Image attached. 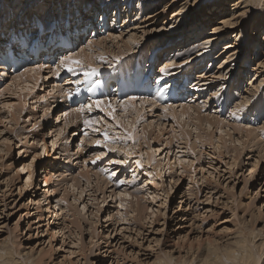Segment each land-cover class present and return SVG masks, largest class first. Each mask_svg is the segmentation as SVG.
Masks as SVG:
<instances>
[{"label": "rangeland", "instance_id": "rangeland-1", "mask_svg": "<svg viewBox=\"0 0 264 264\" xmlns=\"http://www.w3.org/2000/svg\"><path fill=\"white\" fill-rule=\"evenodd\" d=\"M226 1L234 2L198 0L193 5L194 0H153L145 11L151 5L146 1L142 21L138 19L129 26L145 24L152 8L159 13L145 29L139 26L130 31L137 35L134 41H130L131 33L125 26L115 40L106 39L108 32H104L85 38L86 43L76 46V50L86 47L94 61L108 64L126 43L134 45L157 38L156 42L150 41L147 50L160 43L159 47L168 52L189 39L192 29L197 30L202 23L206 27L199 28L210 34L220 17L212 9ZM263 1L253 0L252 9L246 8L247 16L237 19L244 33L240 42H235L232 35L224 41L228 31H221L208 50L199 52L212 55L213 72L224 61L230 71L234 70L229 75L225 66L226 75L222 79L214 77L213 88L218 94L214 92V96L223 98V105L213 97L198 99L199 114L211 120L209 128L206 121L193 119L196 112L181 118L177 117L179 108L176 117L160 106L145 107L139 113L129 108L126 112L120 105L122 101L113 104V117L92 106L90 112L86 108L79 112L80 117L75 115L71 120L63 113L73 107L64 101L53 78V68L60 60L46 69L31 61L39 74L31 78L24 91L11 78L26 70L28 63L16 74L0 71L6 74L0 83V249L10 250L12 262L8 264H30L26 257L38 264H155L158 259L165 264H179L180 260L197 264L210 241L220 246L245 241L257 264H264V112L257 110L264 101V5L259 3ZM3 2L0 11H7L11 1ZM40 4L36 5L39 10L43 8ZM180 6L186 9V20L173 23L174 16L182 18L176 15ZM89 14L84 13L83 18L90 20ZM193 14L197 19L191 27ZM1 22L7 24L8 18ZM170 28L172 32H168ZM103 38L105 52H100L99 45L88 46L92 39ZM224 43L231 47L224 48ZM237 49L240 55L234 63ZM76 50L65 51L62 58ZM156 55L160 63L164 62L162 58H172L161 51ZM78 66L94 67L87 63ZM247 66L251 72L257 71L254 77L246 73ZM242 71L244 77L237 88L233 77H239ZM255 79L263 81L258 85ZM253 81L258 88L252 93L249 85ZM221 82H226L222 88L217 86ZM245 97L249 98L242 108L245 111L239 113ZM85 120L95 123L85 124ZM126 130L132 133V139H121ZM105 131L109 136L106 143ZM207 137H211L210 142ZM126 150H130L128 155ZM28 163L31 165L22 169ZM30 179L32 184L25 187Z\"/></svg>", "mask_w": 264, "mask_h": 264}, {"label": "bare ground", "instance_id": "bare-ground-1", "mask_svg": "<svg viewBox=\"0 0 264 264\" xmlns=\"http://www.w3.org/2000/svg\"><path fill=\"white\" fill-rule=\"evenodd\" d=\"M4 0H0V5L2 4V2H3ZM11 1V3L10 4H7L6 5V8H7V11L3 8V9H1V11L0 12H2V16L0 17V21L3 19V18H8V16H9V18H8V23L7 24H11L12 23V20H13V18L15 17V15H13V11H15L16 13H20V20H19V23H14V25L15 26H17L18 24H24V25H26V23L27 22H29V23H34V21H33V19H32V15L33 14H35V15H37V16H39V17H41V19H47V18H50V17H52L55 13H56V11H57V7H59V6H61L62 7V5L63 4H65V7L66 8H70V7H72V6H74V4H75V0L73 1V0H43V1H41L42 3L40 4V6H43V8H41V10H42V13H39V9H37V6L34 4V3H36V2H38V0H25L23 3H20V0H10ZM78 2H94V1H100V2H104V0H77ZM151 2V5L149 6V7H147L146 9L148 10V9H150L151 8V6L154 4V2H153V0H131V2L132 3H135L136 5H137V7H138V10H139V16H138V18H136L137 20L138 19H142L141 18V16H144L145 15V13H143L142 12V10H143V8L145 7H143V2ZM196 1H198V0H194V3H193V5H195V3H196ZM252 1L253 0H234V2L232 3V4H229L228 3V1H226L225 3H223L221 6H218V7H214L213 9H212V11H213V14H218V13H220V17L218 18V20H217V22H216V24L213 26V30L210 32V34H206V31H204L203 32V29L201 28H199L200 26L201 27H206L205 26V24L206 23H202V25H200V26H198L197 28V30H196V28H193L192 29V31H193V34L189 37V39H187V40H184L183 41V43H177V44H175V46L174 47H171L170 48V51L171 50H175V52H174V54H173V56L171 55V54H169V51L167 52L168 53V57H172V58H169L168 60H164V62L163 61H161V63H159V64H161V66H159L158 68H157V71H159V70H161L162 72H166V74L170 77V75H175V76H179V74H178V70H180V68L182 67V66H184V65H186V64H189L190 65V72H191V74L193 73V70H196L195 71V76L192 78V81H191V83H190V86H194V85H197L198 86V89H199V91H202V92H199V93H195L194 95V100H197V101H195L194 103L191 101V100H184V101H181V100H179V101H176V102H172V101H169V102H167V101H163V102H161V103H164L163 105H161L159 102H157V97L156 96H149V97H144V98H140V100H135V99H131V98H127V99H125V100H123L122 102H121V106H122V104H127L128 105V107H127V110H126V112L129 110V108H130V112H132L131 110L133 109L134 111H136L137 113H139L138 111H139V109H142V108H145V107H149V106H155V107H157L158 108V106H160V107H162V109H167V111L171 114V115H175V117H176V113L178 112V114H177V117H182V116H184V115H192L193 113H197L196 115H195V117L193 118V119H195L196 118V120L195 121H198V123L200 122V121H202V120H204V121H206V124L208 123V125H207V127L208 126H210V123H211V120L210 119H208V118H206V120L205 119H203V117L199 114V109H200V107H201V105H199V102L201 101V100H198V99H202L204 96H205V100L206 99H208V97H213L214 99H215V102H217L218 104H220V105H223V98H219L218 96L216 97V96H214L215 95V89L213 88V83H215V80H214V77L216 78H219V77H221V79L223 78V76H225L226 75V73L224 74V72L226 71V72H228V74H229V72H231L232 73V71H234V70H232V71H230V68H228V64L227 65H225L224 63H225V61H224V63H223V65L221 64L220 66H217L218 67V69H217V71H215V72H213L212 70H210V65H211V59H212V55L211 54H209V53H201V54H199V52H203V51H205L207 48H209L210 46H211V44H212V40L216 37V35L219 33L220 34V32L221 31H224V32H227V34L226 35H224L223 37H224V41H228L227 40V38L228 37H226V36H229V35H232L233 37H234V40H235V42L237 41V42H240V40L242 39V38H244V33H243V31L241 30V29H239L238 28V26H237V19H239V18H241V17H243V16H247V14H248V10L246 9V8H250V10L252 9V7L254 6V5H252ZM107 2H110V3H106L105 5L107 6V7H109L110 9H112L111 10V12L112 13H114V11L113 10H115V8H113V3H115L116 2V0H107ZM127 3L128 2H130V0H127L126 1ZM3 3H5V2H3ZM51 3H52V6L50 7V5H51ZM260 4H263L264 5V1L263 2H259ZM66 4H67V6H66ZM146 4H148V3H146ZM258 4V3H257ZM185 5V4H184ZM190 5V4H189ZM231 6V7H230ZM1 7V6H0ZM13 8L15 9V10H13ZM63 8V7H62ZM223 8H226L225 10L223 9ZM263 8V7H262ZM35 9H37V10H35ZM94 10V12L96 11V8H93ZM145 9V11H147ZM264 9V8H263ZM31 10H35V11H31ZM138 10H137V12H138ZM158 10V9H157ZM157 10H155V11H157ZM185 7L183 8L182 6H180L179 7V9H178V11L176 12V15L178 16V17H182V18H180V19H177V17H175L174 16V21H173V23L176 21L178 24L179 23H181L183 20H186V16H184L185 15ZM218 10V12L216 13V11ZM144 11V10H143ZM154 11V8H152V10L151 11H149V14H147V15H149L148 17L149 18H147V22L145 23V24H140L139 26L140 27H142L143 29H145L146 28V26L148 25V24H150V23H152L153 22V18H155V17H157V15H158V13L159 12H156V13H154L153 12ZM12 12V13H11ZM152 12V13H151ZM154 13V14H153ZM212 14V15H213ZM11 15H13V17H11ZM30 15V16H29ZM263 16V14H261V15H259L258 17H256V18H259V17H262ZM87 17V16H86ZM88 17H89V19L90 20H85L83 17H82V20L85 22V23H91V24H95V21H93V19H92V17H93V15L90 13L89 15H88ZM264 17V16H263ZM255 18V19H256ZM114 19V18H113ZM135 18H134V20H136ZM146 19V18H145ZM197 19V16L195 15V14H193L191 17H190V26L191 27H193V25H195L196 24V22H195V20ZM72 20H74V18L72 19ZM113 21L114 20H112V21H110V18L108 19V21H107V23H113ZM123 21H125V20H123ZM142 21V20H141ZM140 21V22H141ZM135 22V21H134ZM133 22V23H134ZM139 22V21H138ZM138 22H136V23H138ZM206 22V21H205ZM256 22V21H255ZM129 23V24H128ZM257 23H258V21H257ZM6 24V25H7ZM72 24H75V20L72 22ZM130 24H132V23H130V22H126L125 23V26H128V28H127V31H131L132 29H138V28H140L138 25H131V26H129ZM163 24V23H162ZM73 26V25H72ZM190 26H188V27H190ZM130 27V28H129ZM145 27V28H144ZM155 27V26H154ZM115 29H114V27H111V28H109L107 31H105V32H108V34L106 35L107 36V38L106 37H104V38H106V39H110V38H112V39H114L116 36H118V35H121L122 34V32H124L125 30L124 29H121V30H118V31H114ZM124 30V31H123ZM140 30V29H139ZM147 30V29H146ZM149 30V29H148ZM148 30H147V32H148ZM159 30V29H158ZM254 30H256V27L254 28ZM142 31H144V30H142ZM141 31V32H142ZM151 31H152V29H151ZM129 32H127V34L129 33ZM145 32V31H144ZM168 32H172V30H171V28L168 30ZM32 33H35V31H33ZM104 33V32H103ZM103 33H99V34H103ZM131 33V32H130ZM140 33V32H139ZM149 33V32H148ZM155 33H156V31H155ZM154 33V34H155ZM158 33V32H157ZM192 33V32H191ZM198 33H200V34H198ZM116 34H118V35H116ZM205 34V35H204ZM264 34V33H263ZM144 35V34H143ZM149 35V34H148ZM128 36V35H127ZM137 35H136V33L134 32V34H133V32L131 33V35L129 36L130 37V41H134L135 40V37H136ZM141 37V36H140ZM146 37V36H145ZM87 39L88 38H92V37H89V35L86 37ZM99 39V40H94V39H92L91 40V43H89L88 44V46L89 47H92V46H94L95 44H96V46L97 45H99V46H101V50H100V52H105V50L103 49L104 47H105V45H104V43L103 42H105V40L106 39ZM117 38V37H116ZM137 38V37H136ZM192 38H196V41L194 40V39H192ZM108 39V40H109ZM115 40V39H114ZM113 40V41H114ZM127 40V39H126ZM139 40V39H138ZM156 40H157V38L156 39H152V40H148V41H146V42H134V45H132V44H130V42L129 43H126L125 45H124V47H123V49L122 50H120L119 51V53L120 54H116V56H115V59H113V61L114 60H117V59H119V58H122L123 56H125V55H128V54H130V53H133V52H139V51H141V50H145V47H146V52H147V49H148V44L150 43V41L151 42H156ZM192 40H194V43H193V41ZM197 40H201L203 43H199V42H197ZM137 41V40H136ZM107 42V41H106ZM112 42V41H111ZM184 42H185V44H184ZM226 43V42H225ZM223 44V47L224 48H227V49H229L230 47H231V45H229V44ZM228 43V42H227ZM110 44V43H109ZM160 44V43H159ZM158 44V45H159ZM259 44V43H258ZM116 45V44H115ZM121 45V44H120ZM109 46V45H108ZM107 46V47H108ZM98 47V46H97ZM151 47V46H150ZM257 47H258V45H257ZM240 48H242V47H240ZM92 49H95V47L94 48H92ZM232 49V48H231ZM108 50V49H107ZM115 50V49H114ZM167 50H169L168 48H167ZM208 50V49H207ZM240 49H237V51H236V53H235V55L237 56L236 57V60H235V62L234 63H236V61H237V58H238V56L240 55V51H239ZM110 51H113V50H110ZM239 51V52H238ZM115 53V52H114ZM91 53L89 52V51H86V47L85 48H80L79 50H76L75 52H69V54H67V55H65L63 58H62V60L65 58V57H72L73 59H76V60H79V61H81V63L79 64V65H81V64H84V63H87V64H90V65H93V66H96V65H102V64H106V63H102V62H97V61H94L93 60V58H94V56L92 55H90ZM96 54V53H95ZM228 54V53H227ZM102 55V54H101ZM233 55V54H232ZM147 56V55H146ZM175 56H176V58H175ZM231 56V55H230ZM234 56V55H233ZM155 57H157V62H159L160 61V58L156 55ZM175 58V59H174ZM229 58V56L226 58V59H228ZM113 61H109L110 63H112ZM228 61V60H227ZM260 61V60H259ZM264 61V60H263ZM30 62V63H29ZM28 63V66L25 68L26 70H24L23 72H21V73H19V74H17V75H15L13 78H11V81L13 80V82H16V84L19 86V90L20 91H24L25 89H27L26 87H27V85L28 84H30V81L32 80L31 78H33L34 79V77H38L37 75L39 74V71H37V69H38V67H34V66H32L31 65V61H29ZM53 61H50V64L52 63ZM202 62H204V64H203V66L202 67H200L202 64ZM27 62H26V60H24L23 62H22V64H21V66H23L24 64H26ZM210 63V64H209ZM260 62H258V65H261V63L259 64ZM40 64H41V62H40ZM50 64L49 63H47V67L48 66H50ZM172 65V66H171ZM234 65V64H233ZM59 66H61V67H64V68H66L65 66H62L61 65V60L59 61V65H57L56 67H54L53 68V71H57V69H59ZM73 66H78V65H73ZM199 66V67H198ZM225 66H227V68L225 69V71H223L224 70V67ZM163 67H165V68H163ZM216 67V68H217ZM88 68H91V67H88ZM247 69H248V72H246V73H251L252 74V76L254 77L256 74H257V71L254 69L252 72H251V70H250V68H249V66H247L246 67ZM198 69L200 70V71H198ZM220 69H221V71H220ZM246 69V70H247ZM253 69V68H252ZM208 71L206 74H204V72L205 71ZM214 70H216V69H214ZM258 70V69H257ZM261 70V69H260ZM0 71H2V72H5L6 73V71H5V69H1ZM178 71V72H177ZM189 73V72H188ZM244 73L245 72H241V75L238 77H233V80L236 82V85L237 84H239L240 82H242V80H243V77H244ZM4 74V73H3ZM6 75V74H5ZM230 75V74H229ZM42 76V75H41ZM241 76H243V77H241ZM252 76H250L249 77V79H250V81L252 80ZM29 78V79H27V80H25L24 78ZM45 77V76H44ZM43 77V78H44ZM160 77H162V75L160 76ZM212 77V78H211ZM258 76H256V78H257ZM261 78V77H260ZM263 78V77H262ZM47 80V79H46ZM46 80H44V82L46 81ZM212 80H214V81H212ZM219 80V79H218ZM27 81V82H26ZM217 81V80H216ZM221 81V80H220ZM249 81V82H250ZM255 83L256 84H260V83H262V81H263V79H255ZM43 82V81H42ZM169 81H167L166 83H168ZM247 82V81H246ZM248 82V83H249ZM224 83H226V82H221L220 84H217V86L219 87L220 86V88H222L223 87V84ZM253 83V84H252ZM9 84V83H8ZM27 84V85H26ZM256 84H254V81L253 82H251L250 83V87H252L253 89H251V91H252V93L258 88V85H256ZM9 86V85H8ZM17 86V87H18ZM68 85L66 84V82L65 83H63V84H61L60 86L58 85V86H56V88H58V90H59V93H62V95H63V91L66 89V88H69V87H67ZM160 86H162L163 87V85H160ZM33 87V86H32ZM159 87V86H158ZM213 89H212V88ZM160 89H161V87H159ZM237 88H238V85H237ZM239 88H240V86H239ZM247 88V87H246ZM9 89V88H8ZM54 89V88H53ZM244 89V88H243ZM31 90V89H30ZM37 90V89H36ZM204 90V91H203ZM217 90V89H216ZM236 90V86L232 89V91H235ZM208 92H209V94H208ZM215 92V93H214ZM219 92V91H218ZM255 92H257V91H255ZM27 93H29V92H26V94ZM37 93V92H36ZM25 94V93H24ZM243 94V93H242ZM31 95V94H30ZM36 95V94H35ZM40 95H42V94H40ZM40 95H39V97H40ZM45 95V94H44ZM43 95V96H44ZM216 95H218L217 93H216ZM255 95V94H254ZM18 96H20V94L18 95ZM28 96V95H27ZM42 96V97H43ZM58 96V95H57ZM250 96H251V94H250ZM25 97V96H24ZM37 97H38V95H37ZM36 97V98H37ZM42 97H41V99H42ZM47 97V96H46ZM162 97H164V96H162ZM20 99V98H19ZM24 99V98H23ZM32 99V98H31ZM40 99V98H39ZM38 99V100H39ZM53 99H56V98H53ZM212 99V98H211ZM210 99V100H211ZM241 99V98H240ZM50 100V99H49ZM100 101H103L104 102V104L102 105V107H105L106 108V106L108 105V104H111L112 106H113V104H115V105H118V102H113V101H111L110 99H99ZM249 100V98H247V97H245V99L244 100H242L243 101V104L241 105V107H240V109H242V108H245L243 105H245V104H247V101ZM137 101H139V103H138V105H139V107L137 108L136 107V102ZM213 101V100H212ZM260 101V100H259ZM25 102V101H24ZM27 102V101H26ZM34 103L33 104H36L35 103V101H33ZM61 102V101H60ZM23 103V102H22ZM202 103H203V101H202ZM261 103H263L262 105H261ZM261 103H259V108H257V110H258V113L259 112H264V101L263 102H261ZM90 104H92V103H90ZM195 104V105H194ZM22 105V104H21ZM37 105V104H36ZM35 105V106H36ZM235 105V104H234ZM236 105H237V103H236ZM17 106V105H16ZM32 106H34V105H32ZM40 106V105H39ZM56 106V105H55ZM207 106V105H206ZM54 107V106H53ZM72 109H69V111H67V112H65V113H63V114H67V116L71 119V120H73V116H75L76 115V118H78V117H80V115H81V113H79V112H77L76 111V109H78V108H80L79 107V105L78 104H74V105H72ZM93 107H95V105L93 104ZM203 107V106H202ZM205 107V106H204ZM84 109H86L87 107H83ZM177 108H179V111H177L176 112V109ZM236 109L237 107H233V109ZM95 109V108H94ZM124 109V108H123ZM151 109V108H150ZM161 109V108H160ZM202 109V108H201ZM207 109V108H206ZM213 109V108H212ZM247 109V108H246ZM250 108H248V110H249ZM15 110V109H14ZM188 110H191V112H189ZM215 110V109H214ZM244 109H242V110H240L239 111V113H241V111H243ZM17 111H19V110H17ZM216 111V110H215ZM245 111V110H244ZM87 112H90V111H88L87 110ZM165 112V111H164ZM204 112V111H203ZM220 112H222V109H220ZM247 112V111H246ZM244 113V112H243ZM73 114V115H72ZM129 114H131V113H129ZM238 114V113H237ZM14 115V114H13ZM79 115V116H78ZM100 115V114H99ZM98 115V116H99ZM194 115V114H193ZM233 115V114H232ZM85 116V115H84ZM97 116V117H98ZM104 116V115H103ZM117 116V115H116ZM206 116V115H205ZM210 116V115H209ZM209 116H207V117H209ZM255 116H257L256 115V113H255ZM14 117V116H13ZM82 117V116H81ZM126 117H128V116H126ZM133 117V116H132ZM180 117V118H181ZM186 117V116H185ZM212 117V116H211ZM75 118V119H76ZM102 118V117H101ZM163 118V117H162ZM187 118V117H186ZM106 119V118H105ZM104 119V120H105ZM211 119H214V118H211ZM94 120H95V118H94ZM98 120H99V118H98ZM132 120V119H131ZM178 120H179V118H178ZM190 120V119H189ZM192 120V119H191ZM102 121V120H101ZM180 121V120H179ZM106 122H107V120H106ZM203 122V121H202ZM104 123V122H103ZM103 123H102V125H103ZM82 124V123H81ZM107 125H108V123H106ZM180 124V123H179ZM185 124V123H184ZM67 125V124H66ZM101 125V126H102ZM164 125V124H163ZM181 125V124H180ZM182 126V125H181ZM199 126V125H198ZM198 126L196 125V127L198 128ZM66 127V126H65ZM97 127V126H96ZM163 127V126H162ZM217 127V126H216ZM62 128V127H61ZM209 128V127H208ZM207 128V129H208ZM101 129V128H100ZM202 130L204 129H206V128H201ZM77 130V129H76ZM94 130V129H93ZM96 130H98V129H96ZM200 130V129H199ZM255 130V129H254ZM98 131H100V130H98ZM212 131V130H211ZM247 132H251V130H247L246 131V133ZM186 133V132H185ZM245 133V132H244ZM205 136V135H204ZM203 136V137H204ZM245 136V135H244ZM256 138V137H255ZM181 139V138H180ZM183 139H185L184 137H183ZM205 140V139H204ZM207 140H209V142L211 141V137H207ZM256 140V139H255ZM254 140V141H255ZM247 141V140H246ZM92 143V142H91ZM94 143H96V142H94ZM93 143V144H94ZM243 144V143H242ZM254 144H256V143H254ZM80 145V144H79ZM251 145V144H250ZM94 146V145H93ZM111 147V146H110ZM124 147V146H123ZM216 147H217V145H216ZM235 147V146H234ZM78 148V147H77ZM85 148H87V147H85ZM131 148V147H130ZM89 149V148H88ZM91 149V148H90ZM245 149V148H244ZM69 150V149H68ZM84 150V149H83ZM130 150H126V154L129 152ZM236 151V150H235ZM258 152H260V150L258 151ZM82 153V152H81ZM101 153V152H100ZM219 153V152H218ZM226 153H228V152H226ZM95 155V154H94ZM97 155V154H96ZM95 155V156H96ZM128 155V154H127ZM223 155V154H222ZM101 156H103V155H101ZM100 156V157H101ZM130 156V155H129ZM239 156V155H238ZM98 157V156H97ZM127 156H125V158H126ZM34 158V157H33ZM70 158V157H69ZM217 158V157H216ZM232 160H234V158L232 159ZM117 161V160H116ZM131 161V160H130ZM134 162H136V161H134ZM123 163V162H122ZM235 163V162H234ZM135 164V163H134ZM137 164V163H136ZM226 164V163H225ZM228 164V163H227ZM233 164V163H232ZM31 164H27L26 166L25 165H22V169H24V168H28L29 166H30ZM125 167V166H124ZM139 169V168H138ZM96 170V169H95ZM90 171V170H89ZM81 173V172H80ZM30 173H28V177L27 178H30L29 175ZM86 175H87V173H86ZM59 176V175H58ZM65 177V176H64ZM71 179V178H70ZM73 179H75V178H73ZM36 180L38 181L39 179L38 178H36ZM171 179L169 178V181H170ZM74 181V180H73ZM77 181V180H76ZM75 183V182H74ZM77 183V182H76ZM30 184H32V181H31V179L30 180H27L26 182H25V187H26V185L28 186V185H30ZM89 195V194H88ZM122 196V195H121ZM125 196V195H124ZM155 197V196H154ZM153 197V198H154ZM126 198V197H125ZM139 201V200H138ZM132 204V203H131ZM133 205V204H132ZM131 205V206H132ZM141 206V205H140ZM124 209V208H123ZM136 209V208H135ZM138 209V208H137ZM133 210V209H132ZM140 210V209H139ZM124 219V218H123ZM66 227V226H65ZM61 228H63V226H61ZM264 240V239H263ZM217 243H213V242H208L207 243V245H206V247H205V250H204V253L205 254H203V257L202 258H200L199 259V261L197 262V264H249L250 263V261L252 262L251 264H257V262H256V260H254L253 259V257H252V252H251V249H249V247H248V245L246 244V242L245 241H242V242H238V241H236L235 243H233V244H226V245H222V246H220V245H216ZM5 246V245H4ZM5 249V248H4ZM10 250H7V249H5L4 251H2L1 249H0V264H8L10 261H11V259L9 258L10 256ZM167 257H169L170 255H166ZM168 259H170L171 260V258H168ZM26 260L30 263V264H38V262H36V261H33L32 260V258H30V257H26ZM12 262V261H11ZM12 264V263H11ZM41 264V263H40ZM155 264H165L163 261H161L160 259H158L157 261H156V263ZM179 264H188V262L186 261V260H180L179 261ZM189 264H192L191 262H189Z\"/></svg>", "mask_w": 264, "mask_h": 264}, {"label": "snow or ice", "instance_id": "snow-or-ice-1", "mask_svg": "<svg viewBox=\"0 0 264 264\" xmlns=\"http://www.w3.org/2000/svg\"><path fill=\"white\" fill-rule=\"evenodd\" d=\"M80 63H81V61L76 60V59H73V58L70 57V56H69V57H65L63 60H61V65L67 67V70H68L69 72L73 71V65H79ZM95 72H96V69H92L91 72H86L84 75H85V77H87V76H89V75H93V74H95ZM57 74H58V73H57ZM131 99H135V98H131ZM93 104H94L97 108H100L101 111H107V115H108V116H110V117H113V116H114V113H115L116 110H115V108L112 107L111 104H108V105L106 106V108H105V107H102V105L104 104L103 101L95 100V101L92 102V104L87 105V110H88V111H91V110H92V106H93ZM122 107H123V108L125 109V111H126L128 105H127V104H122ZM108 109H110V110H108ZM240 110H242V109H240ZM76 111H77V112H83V111H84V108H83V107L78 108V109H76ZM165 111H167V109H165ZM65 115H67V114H65ZM92 123H95V121L85 120V124H92ZM118 123H119V122H118ZM103 135H104V137H105V143H106V142L108 141V139H109L108 132L105 131ZM132 138H133V137H132V133H131L130 131H127V130H126V132H125V135H124L123 137H121V139H125V140H127V139H132ZM96 143L99 144V143H101V142H100V141H96ZM129 155H131V153H129ZM97 159H100V157L98 156ZM117 163H119V161H117ZM123 182H124V181H121L120 183H123ZM209 231H211V229H209Z\"/></svg>", "mask_w": 264, "mask_h": 264}]
</instances>
